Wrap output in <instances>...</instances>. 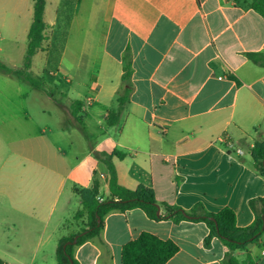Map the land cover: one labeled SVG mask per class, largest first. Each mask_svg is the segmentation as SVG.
<instances>
[{
  "label": "crops",
  "instance_id": "0c3cea01",
  "mask_svg": "<svg viewBox=\"0 0 264 264\" xmlns=\"http://www.w3.org/2000/svg\"><path fill=\"white\" fill-rule=\"evenodd\" d=\"M0 1L7 5L0 7V62L18 69L33 5L31 14L30 0ZM253 4L46 0V41L34 56H44L46 92H32L18 76L0 72L1 259L56 260L60 240L79 232L78 191L96 185L99 200L110 197L105 154L114 151L125 155L112 159L120 185H144L159 203L185 211L198 204L210 213L229 208L238 228L252 225L251 202L264 198V177L251 155L264 140V17ZM19 45L18 66L9 51ZM126 55L131 94L120 123L109 127L106 116L127 87ZM75 101L85 112L86 144L77 136ZM80 146L87 151L82 159ZM142 233L177 245L166 264H223L226 249L216 238L205 244V223L156 222L141 209L106 215L101 233L75 247L74 258L79 264H122L123 247ZM248 248L255 264H264V235ZM235 255L246 258L245 251Z\"/></svg>",
  "mask_w": 264,
  "mask_h": 264
},
{
  "label": "trees",
  "instance_id": "16d2710c",
  "mask_svg": "<svg viewBox=\"0 0 264 264\" xmlns=\"http://www.w3.org/2000/svg\"><path fill=\"white\" fill-rule=\"evenodd\" d=\"M33 3V21L28 34L27 51L22 66L14 69L0 62V72L16 75L32 88L46 92V79L34 77L31 71L33 58L43 49V44L46 41L47 25L44 21L46 0H33ZM253 8L264 17V0H254ZM48 73V70H45L46 76ZM131 75L132 63L129 56L126 55L123 81L127 87L117 98V107L110 110L106 116L109 127H115L121 121L131 94ZM72 110L81 131L87 138L83 123L85 112L82 110V103L73 102ZM105 155V163L109 172L110 197L103 201L99 200L96 185L92 189L78 191L83 209L76 217L85 216L86 227L78 233L60 240L56 252L58 264H79L74 258L75 247L83 245L101 233L106 215L114 211L125 212L132 209H141L149 219L156 222L171 219L175 222L186 220L205 223L209 229L205 244L209 246L212 240L216 238L226 249L223 264H255L248 246L251 244L259 245L264 235V198L251 202V207L255 213V220L252 225L246 228H238L236 215L232 209L226 208L218 213H210L198 204L190 211H185L178 206L159 203L154 190L149 187L141 185L135 190H131L120 185L112 159L114 157L122 159L125 155L119 151ZM251 155L256 171L264 177V140L256 142L251 150ZM98 219H100V223ZM76 237H78L77 242L73 244L72 242ZM240 250L246 252V258L243 261H240L235 255V252ZM177 252L178 247L172 241L162 240L150 233H142L137 239L123 247L122 264H166ZM0 264L10 263L0 258Z\"/></svg>",
  "mask_w": 264,
  "mask_h": 264
},
{
  "label": "rangeland",
  "instance_id": "374dc122",
  "mask_svg": "<svg viewBox=\"0 0 264 264\" xmlns=\"http://www.w3.org/2000/svg\"><path fill=\"white\" fill-rule=\"evenodd\" d=\"M14 7H15V4H13ZM25 4H23V11L25 9ZM32 5H33V2L32 0H30V6H31V14H32ZM1 6H7L6 5V2L5 1H0V7ZM10 7H12V5L10 4ZM16 8L17 7V4H16ZM21 50H22V46L19 45V47H16L15 49L13 50H10V54L12 56L13 59L17 60V65L19 66L21 64V57H22V53H21ZM1 58V57H0ZM44 66H45V59H44V56L41 55V54H38L34 60H33V65H32V73H33V76L36 77V78H45V74L43 73V69H44ZM26 86H28V90H31L32 92L35 90L34 88H32L30 85L26 84ZM69 84H66V83H63V86L62 88H66L69 89ZM49 91H51L53 94H55L56 96H58V91L54 88V87H50L48 88ZM60 90L62 91L61 87H60ZM64 90V89H63ZM77 136L79 137L80 141L83 142V144H86L85 142L87 141L86 139V136L83 134V132L80 130L78 131L77 133ZM87 151H86V147L84 146H80L79 148V151H78V154H79V157L80 159L84 158L85 155H86ZM93 158L92 159H89L88 161L86 160L85 161V164L86 165H90V163L92 162ZM66 200V195H64L63 199H62V203L65 202ZM73 205L74 206H77L79 207L80 206V201L78 198L75 197L74 201H73ZM77 221L79 222V231H81L82 229H84L86 227V221H82L81 218H77ZM50 264H57L55 258L49 260Z\"/></svg>",
  "mask_w": 264,
  "mask_h": 264
},
{
  "label": "built area",
  "instance_id": "2783aa9c",
  "mask_svg": "<svg viewBox=\"0 0 264 264\" xmlns=\"http://www.w3.org/2000/svg\"><path fill=\"white\" fill-rule=\"evenodd\" d=\"M229 146H230V148H233V145H232V144H229ZM237 152H238V154H240V155H243V154H244V151L241 150V149H237ZM101 176H102L103 178L108 177V175H105V174H102Z\"/></svg>",
  "mask_w": 264,
  "mask_h": 264
},
{
  "label": "water",
  "instance_id": "95a60500",
  "mask_svg": "<svg viewBox=\"0 0 264 264\" xmlns=\"http://www.w3.org/2000/svg\"><path fill=\"white\" fill-rule=\"evenodd\" d=\"M158 214H159V212H158ZM98 222L100 223V219H98ZM77 239H78V237H76L72 243H73V244H76ZM68 244H70V243H68ZM248 247H252V244L249 245Z\"/></svg>",
  "mask_w": 264,
  "mask_h": 264
}]
</instances>
